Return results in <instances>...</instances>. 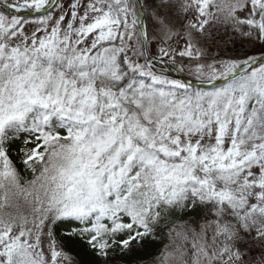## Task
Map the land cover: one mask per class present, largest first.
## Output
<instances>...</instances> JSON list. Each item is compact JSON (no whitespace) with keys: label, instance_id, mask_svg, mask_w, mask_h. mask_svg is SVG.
Instances as JSON below:
<instances>
[{"label":"snow or ice","instance_id":"obj_1","mask_svg":"<svg viewBox=\"0 0 264 264\" xmlns=\"http://www.w3.org/2000/svg\"><path fill=\"white\" fill-rule=\"evenodd\" d=\"M0 264H264V0H0Z\"/></svg>","mask_w":264,"mask_h":264}]
</instances>
